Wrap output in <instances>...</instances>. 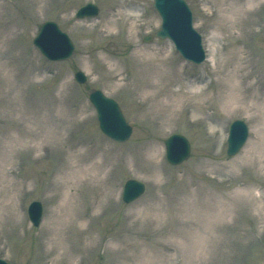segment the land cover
Instances as JSON below:
<instances>
[{
    "label": "rangeland",
    "instance_id": "rangeland-1",
    "mask_svg": "<svg viewBox=\"0 0 264 264\" xmlns=\"http://www.w3.org/2000/svg\"><path fill=\"white\" fill-rule=\"evenodd\" d=\"M184 1L202 36L206 60L200 65L183 60L169 40L143 42L160 28L152 0H0V23H17L4 34L10 45L9 64L0 69V118L28 120L0 130V259L9 264H264V0L244 12L232 9L236 0ZM239 1L246 8L247 0ZM88 2L97 5L98 16L77 20L76 10ZM45 21L70 37V60L50 62L32 45ZM240 57L247 61L244 72L252 73L243 84L242 73L235 71L237 88L227 112L219 103L226 93L217 88L222 78L213 67L228 63L225 72L231 71ZM154 68L173 71L178 83L200 85L187 97L208 104L206 115L180 104L175 113L151 112V96L163 84ZM77 70L87 76L84 85L74 82ZM140 76L155 89L140 90ZM92 90L118 103L132 127L127 142L117 144L101 134L87 99ZM50 116L66 122L58 135L45 123ZM33 117L37 126L29 123ZM236 119L247 124L249 136L229 158L226 137ZM31 131L27 138L24 133ZM171 134L183 135L191 147L189 159L176 167L165 160L163 142ZM12 136L32 148L26 152L11 144ZM102 161L99 171L91 169ZM128 179L142 182L145 192L124 204L122 186ZM32 201L42 205L38 227L27 217ZM77 208L83 217L71 229L70 210ZM54 214L67 218L58 225Z\"/></svg>",
    "mask_w": 264,
    "mask_h": 264
},
{
    "label": "water",
    "instance_id": "water-1",
    "mask_svg": "<svg viewBox=\"0 0 264 264\" xmlns=\"http://www.w3.org/2000/svg\"><path fill=\"white\" fill-rule=\"evenodd\" d=\"M153 7L162 19L161 29L155 34L160 40L170 39L188 60L200 63L204 60V52L201 47V40L192 29L191 13L182 0H153ZM98 9L93 4L81 8L77 11L76 17L79 19L96 16ZM151 37L144 39L145 42ZM33 44L48 60L65 61L73 53V45L53 22H45L38 27L37 35L33 39ZM75 80L83 84L86 80L82 72L74 75ZM90 101L97 109L99 127L101 131L116 142L126 141L131 133V129L122 117L117 104L105 98L99 91L92 92ZM248 135L247 126L240 120L232 123L229 130L226 155L234 156L244 144ZM166 148V159L171 165H178L188 158L189 144L187 140L179 135H173L164 142ZM143 185L137 181H127L122 199L129 203L138 198L143 193ZM29 221L33 226H38L42 207L39 202H32L27 210ZM0 264H6L0 261Z\"/></svg>",
    "mask_w": 264,
    "mask_h": 264
},
{
    "label": "bare ground",
    "instance_id": "bare-ground-1",
    "mask_svg": "<svg viewBox=\"0 0 264 264\" xmlns=\"http://www.w3.org/2000/svg\"><path fill=\"white\" fill-rule=\"evenodd\" d=\"M254 1L255 0H247L246 4H245L246 8H244L242 6L241 1L236 0V3H233L236 5V8H232V9H236L237 12H244L245 10H248L247 8L253 6ZM10 21H11V23L8 22L7 27L4 25L3 22L0 23V45H1V48H0V69H2L4 66L6 67L9 64V62H8V47L10 44L8 43L9 39L7 41V38L4 37V34L7 32L9 34L13 29H15L14 27H16V25H17V23L15 21H13V20H10ZM12 39H14V37H12ZM5 47L7 50L5 49ZM238 61H239L238 65L235 68L236 70L232 69L231 71H228V72H225L226 66L229 65L228 63H226L225 66H223L219 69L216 67V65H214L215 67H213V72L215 73V75H219L222 78V79H220L221 82L218 81L219 87H217V88L224 90V92H226V93L224 95H219V103H220L221 107L223 108V110L227 111V112H229L228 107L230 106V104L232 102H234L233 101L234 100L233 99L234 98L233 91L237 88L236 83L233 81V80L237 79L235 71L242 73L240 81L243 84H244L245 80H247L251 77V73H252L251 71L246 72V73L244 72V69L247 65V61L240 62V61H242V57H240L238 59ZM16 63H18V62H16ZM153 73L157 74L156 76L160 80L159 81L160 84L162 82H163V84L159 89L155 90L151 96L154 99V101H152L151 107H149L151 112H154V113L156 112L160 116H164L167 113H175V112H177L174 110L175 106L177 104H180V105H182V108H185V107H188L191 105L190 107L193 109V111L196 115H199L201 117L206 115V111L209 108L208 104L203 105L205 102H201V101L192 102L187 97L189 95V93H194L195 90H196L195 93H198V91H200V85L196 86L195 83H191V82H189V83L188 82L178 83L177 77L174 75L173 71L170 74L167 72V74H168L167 75L165 72H164L165 73L164 74L162 72H159L157 69H155V70H153ZM146 74H148V72ZM140 77H141V82L139 83V89L140 90H148V89L154 90L155 89V87L149 86V85L144 83V81H145L144 76H140ZM165 82L167 84L171 85V87L177 86L178 89H175V90L167 89V87L165 86L166 85ZM173 83H175V84H173ZM251 87H253V86H251ZM246 89H248V87H246ZM161 95L165 98L162 101L159 100V96H161ZM196 96H198V95H194L193 97H196ZM193 97L191 96V98H193ZM236 102H238V101H236ZM12 105H14V104L9 105L8 107H12ZM215 116H216V113L213 111V113H211V117L216 118ZM27 121L28 120L24 119L23 117H20L19 119H14V118L7 119L6 118V120L4 118L3 119L0 118V127H1L0 130H2V127H8V128L12 127L11 124H13L15 126H22L23 122H27ZM29 123L32 125L39 124L38 120L34 117L31 118ZM45 123L54 125V128L56 130L55 135H58L57 132L62 130L66 124V122L64 121V119L61 116H57V117L50 116L48 119L45 120ZM40 125H41V123H40ZM41 132L43 133V131H40L37 136H39L41 134ZM0 134L4 135V133H0ZM24 134L28 138V137H31V135H34V132L31 131L28 133V135L26 133H24ZM37 136H35V137H37ZM9 142L11 144H14L15 146L24 147L23 150L26 152L32 148V146L28 145V143H26L22 140H19L15 136L10 137ZM72 145H73V143H72ZM103 164H104V162L102 161L101 164H96V165L92 166L91 169L95 170V171H97V170L99 171V168H102ZM67 179H68V177H66V180ZM63 183H64V181H63ZM66 198L68 199L67 195H66ZM67 206H68V204L66 205V207ZM70 212H71V217L68 218V222H69L68 226L71 229H73V226H72L73 222L77 221V220L79 221L80 219H82L83 213L81 211H79L78 208L70 210ZM55 215L56 214H54L53 216H55ZM61 217H62V219H61ZM66 218H67L66 214H62L61 216L56 217L54 219V221L58 225H62ZM62 220H64V221H62Z\"/></svg>",
    "mask_w": 264,
    "mask_h": 264
}]
</instances>
